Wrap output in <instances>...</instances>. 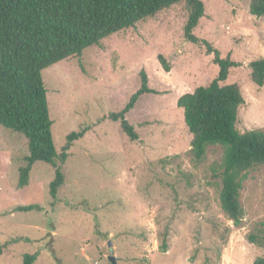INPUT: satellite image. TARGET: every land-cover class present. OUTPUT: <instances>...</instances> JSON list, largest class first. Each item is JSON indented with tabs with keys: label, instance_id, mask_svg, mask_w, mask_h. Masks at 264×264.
<instances>
[{
	"label": "rangeland",
	"instance_id": "374dc122",
	"mask_svg": "<svg viewBox=\"0 0 264 264\" xmlns=\"http://www.w3.org/2000/svg\"><path fill=\"white\" fill-rule=\"evenodd\" d=\"M201 1L198 44L184 38L189 10L179 3L42 71L56 153L68 134H85L67 152L53 199L54 170L42 162L18 188L29 145L0 126V264L32 255L33 264H111L109 256L116 264H252L264 256V243L248 240L264 222V165L243 182L244 217L235 227L219 204L223 148L194 160L176 107L218 75L207 42L235 64L221 84L240 87L237 131H264V86L253 84L249 69L264 58V18L249 14V0ZM142 70L156 94L140 96L126 115L138 135L130 141L109 116L140 88Z\"/></svg>",
	"mask_w": 264,
	"mask_h": 264
},
{
	"label": "trees",
	"instance_id": "16d2710c",
	"mask_svg": "<svg viewBox=\"0 0 264 264\" xmlns=\"http://www.w3.org/2000/svg\"><path fill=\"white\" fill-rule=\"evenodd\" d=\"M249 1V14L264 18V0ZM179 3H185L189 10L184 38L198 44L200 41L193 31L204 16L201 0H0V126L23 135L29 145L26 166L19 170L18 188L28 184L33 164L42 162L54 170L49 194L55 199L64 184L62 166L67 152L85 134V130L68 134L61 153H56L42 71L68 58L79 57L86 48L99 45L111 35L133 28ZM201 44L213 54L218 75L207 86L180 96L176 107L182 110L191 135L190 153L194 160L202 161L211 146L223 148L219 204L228 220L238 227L244 217L240 203L243 182L250 170L264 165V131H237L238 110L244 105L240 87L221 84L235 64L228 58L221 59L209 43ZM157 60L165 72L170 71L163 56L158 55ZM249 69L253 84L263 87L264 58L252 61ZM140 81V88L124 108L109 116L119 123L130 141H137L138 135L126 115L140 96L156 94L148 87L143 70ZM29 209L32 207L23 210ZM248 240L264 243V222L258 234L250 235ZM159 250L167 252L165 240ZM35 260L36 255L26 256L24 264H33ZM252 264H264V256L255 258Z\"/></svg>",
	"mask_w": 264,
	"mask_h": 264
},
{
	"label": "water",
	"instance_id": "95a60500",
	"mask_svg": "<svg viewBox=\"0 0 264 264\" xmlns=\"http://www.w3.org/2000/svg\"><path fill=\"white\" fill-rule=\"evenodd\" d=\"M109 247H111V243L109 242ZM108 260L110 261L111 264H116V258L114 256H109Z\"/></svg>",
	"mask_w": 264,
	"mask_h": 264
},
{
	"label": "crops",
	"instance_id": "0c3cea01",
	"mask_svg": "<svg viewBox=\"0 0 264 264\" xmlns=\"http://www.w3.org/2000/svg\"><path fill=\"white\" fill-rule=\"evenodd\" d=\"M176 101H177V99H176Z\"/></svg>",
	"mask_w": 264,
	"mask_h": 264
}]
</instances>
